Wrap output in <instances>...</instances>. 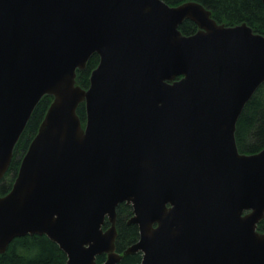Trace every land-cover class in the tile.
<instances>
[{
    "label": "water",
    "instance_id": "water-1",
    "mask_svg": "<svg viewBox=\"0 0 264 264\" xmlns=\"http://www.w3.org/2000/svg\"><path fill=\"white\" fill-rule=\"evenodd\" d=\"M185 19L195 32L181 33ZM92 53L83 88L76 71ZM263 82L264 33L219 23L195 0H0V179L52 96L0 195V253L44 234L64 264L135 251L138 264H264V147L239 152L234 135ZM121 202L139 237L120 254Z\"/></svg>",
    "mask_w": 264,
    "mask_h": 264
},
{
    "label": "trees",
    "instance_id": "trees-1",
    "mask_svg": "<svg viewBox=\"0 0 264 264\" xmlns=\"http://www.w3.org/2000/svg\"><path fill=\"white\" fill-rule=\"evenodd\" d=\"M170 5H177L187 0H163ZM210 10L211 16L219 23L234 25L245 22L253 31L264 33V4L261 0H195ZM183 34H191L197 30V25L190 19L183 20L179 26ZM99 56L92 53L84 68L76 71V84L83 88L89 85V76L96 67ZM52 96L45 94L35 105L24 129L13 148L9 166L0 179V195L11 187L18 166L31 139L37 132ZM76 112L82 126L85 121L84 103L80 102ZM235 141L239 152L255 153L264 147V82L253 92L244 104L235 124ZM130 204L121 202L116 206V238L115 251L122 253L128 246L138 240V226L128 222L132 216ZM109 226L104 220L103 228ZM257 230L264 232V217L257 223ZM105 254L96 256V263H101ZM141 252L135 251L123 254L115 264H138ZM65 253L58 245L44 234H27L13 238L4 252L0 253V264H64Z\"/></svg>",
    "mask_w": 264,
    "mask_h": 264
}]
</instances>
